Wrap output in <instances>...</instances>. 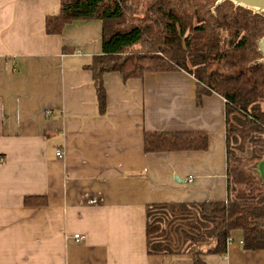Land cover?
<instances>
[{"label":"crops","instance_id":"crops-1","mask_svg":"<svg viewBox=\"0 0 264 264\" xmlns=\"http://www.w3.org/2000/svg\"><path fill=\"white\" fill-rule=\"evenodd\" d=\"M60 12V0H0V264H193L149 254L147 208L228 199L226 99L198 103L184 70L113 71L101 113L89 66L103 53V21L48 34ZM179 131L206 132L208 149L146 152L147 132ZM243 241L234 230L226 254L202 258L264 264V249Z\"/></svg>","mask_w":264,"mask_h":264},{"label":"trees","instance_id":"trees-1","mask_svg":"<svg viewBox=\"0 0 264 264\" xmlns=\"http://www.w3.org/2000/svg\"><path fill=\"white\" fill-rule=\"evenodd\" d=\"M60 1V14L46 18L48 34H60L76 20L103 21V53L89 66L101 113L107 109L104 74L113 71L127 80L146 73L184 70L197 80L198 103L211 93L226 99L228 169L232 157L236 165L234 174L229 173L228 199L148 206L149 254L187 253L193 264H206L203 255L227 253L234 230L243 231L246 250L264 249V181L251 171L264 159V65L248 67L257 55L256 40L264 35V18L242 7L235 10L230 1L213 14L210 4L188 0L185 8L171 0L155 4L151 0L146 5L150 18L145 23L129 24L133 9L128 0ZM248 144L251 154L241 157L239 152L244 153ZM208 145L206 132L145 134L148 153L205 151ZM37 198L27 196L25 204L35 205ZM190 207L198 210L200 233L191 236L185 231L193 245L182 251L165 235L164 223L169 215L177 219Z\"/></svg>","mask_w":264,"mask_h":264},{"label":"rangeland","instance_id":"rangeland-1","mask_svg":"<svg viewBox=\"0 0 264 264\" xmlns=\"http://www.w3.org/2000/svg\"><path fill=\"white\" fill-rule=\"evenodd\" d=\"M128 1H130L129 4L133 9L132 15L131 16L128 15L129 24L139 23L140 21L141 23H145V20L147 21L150 18L149 13L147 11L148 8L146 5H147V2L151 0H128ZM159 1H163V0H153V3L155 4L156 2H159ZM171 1L176 4H182V6L185 8L189 6L188 3H186L188 2V0H171ZM216 1L217 0H192V2H201L202 5L210 4L211 11ZM234 9L237 10L235 8V5H234ZM207 11L208 10H206L205 13ZM213 14H216V11L213 12ZM256 52H257V55L255 59L262 56L257 50V44H256ZM262 137H264V135ZM247 148L248 149L244 153L241 154L239 152V155L241 157L245 158L246 156L250 155V148H251L250 144H248ZM230 163H231L230 164L231 170H229V173L234 174V167L236 165H235V159L233 157L230 159ZM251 171L255 175H258V177L264 181V159L255 163L251 167ZM189 210L190 211L186 212V214L184 215L178 214L177 219L173 218L175 217L174 215H169V219L164 223V228L166 231L165 235H168L167 238L172 241L174 247H179L180 248L179 250H182V251L188 249V247L193 245L192 242L186 238L187 237L186 235L189 234L191 236H197L200 233V228L198 227V223H197L198 222V210L194 207H190ZM194 226H197V229H194L193 228ZM185 231L187 232V234H185Z\"/></svg>","mask_w":264,"mask_h":264},{"label":"water","instance_id":"water-1","mask_svg":"<svg viewBox=\"0 0 264 264\" xmlns=\"http://www.w3.org/2000/svg\"><path fill=\"white\" fill-rule=\"evenodd\" d=\"M226 1L233 3L236 9L242 7L252 11L253 14H258L264 17V0H217L212 11L215 12L216 9ZM256 44L257 50L262 56L252 61L248 65L250 68L264 65V35L257 39Z\"/></svg>","mask_w":264,"mask_h":264},{"label":"built area","instance_id":"built-area-1","mask_svg":"<svg viewBox=\"0 0 264 264\" xmlns=\"http://www.w3.org/2000/svg\"><path fill=\"white\" fill-rule=\"evenodd\" d=\"M51 113H52L51 111H48V112H47V114H49V115H50ZM57 155H58V157H63V156H64V153H63L61 150H58V151H57ZM191 180H192V179L190 178V181H191ZM75 237H76V238H79V234L75 235ZM230 242H231V240L228 242V244H229Z\"/></svg>","mask_w":264,"mask_h":264}]
</instances>
